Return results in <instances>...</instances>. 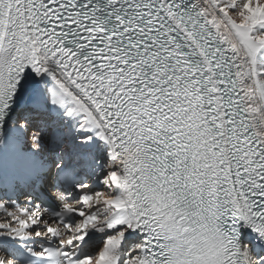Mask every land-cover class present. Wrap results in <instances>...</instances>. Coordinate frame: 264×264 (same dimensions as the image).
Listing matches in <instances>:
<instances>
[{
    "label": "snow or ice",
    "instance_id": "obj_1",
    "mask_svg": "<svg viewBox=\"0 0 264 264\" xmlns=\"http://www.w3.org/2000/svg\"><path fill=\"white\" fill-rule=\"evenodd\" d=\"M0 264H264V0H0Z\"/></svg>",
    "mask_w": 264,
    "mask_h": 264
}]
</instances>
